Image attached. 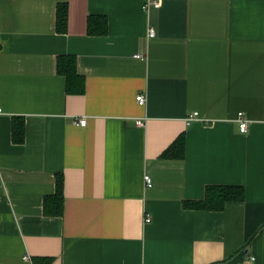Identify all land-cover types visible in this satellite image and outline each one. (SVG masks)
<instances>
[{
  "label": "crops",
  "instance_id": "1",
  "mask_svg": "<svg viewBox=\"0 0 264 264\" xmlns=\"http://www.w3.org/2000/svg\"><path fill=\"white\" fill-rule=\"evenodd\" d=\"M0 108V264H264V0H0ZM182 135L184 157H164ZM60 175L64 214L47 216ZM217 185L245 200L184 207Z\"/></svg>",
  "mask_w": 264,
  "mask_h": 264
},
{
  "label": "trees",
  "instance_id": "2",
  "mask_svg": "<svg viewBox=\"0 0 264 264\" xmlns=\"http://www.w3.org/2000/svg\"><path fill=\"white\" fill-rule=\"evenodd\" d=\"M68 2H60L57 6L56 28L59 33H66L68 29ZM108 18L104 15H90L87 20L89 35L103 36L108 33ZM58 74L66 79L67 92L70 94H84L85 77L78 72L77 58L74 55L59 56L56 62ZM13 138L22 143L25 137V124L20 118L14 119ZM185 154V136L182 135L163 156L166 158H183ZM64 178H57L56 193L44 200V213L47 216L60 217L64 214ZM245 189L242 186H208L205 197L201 200H186L184 207L191 210L222 211L229 203L243 202ZM52 258H35L34 264H51Z\"/></svg>",
  "mask_w": 264,
  "mask_h": 264
},
{
  "label": "built area",
  "instance_id": "3",
  "mask_svg": "<svg viewBox=\"0 0 264 264\" xmlns=\"http://www.w3.org/2000/svg\"><path fill=\"white\" fill-rule=\"evenodd\" d=\"M151 3H148L147 5L149 6ZM155 7H160V3L159 2H153L152 3ZM149 36L151 38L155 37L156 36V31H155V28H150L149 29ZM139 57V55H138ZM137 102L139 105L141 106H145L146 103H147V97L145 94H139L138 93V96H137ZM4 111L2 110V108H0V114H2ZM198 117V114L197 113H194L192 114L190 117H189V121H193L195 119H197ZM79 126H82V127H85L86 124H87V119L86 118H83L79 121H77ZM136 124H137V127L138 126H144L145 125V119H137L136 120ZM239 128H240V131L241 132H246L247 131V128H248V122L246 120L243 119V114L240 113L239 114ZM145 179V183H146V186H151L152 185V178L148 175H146L144 177ZM151 216L150 215H147L146 218H145V222H149L151 219ZM25 259H29L28 257H25Z\"/></svg>",
  "mask_w": 264,
  "mask_h": 264
}]
</instances>
